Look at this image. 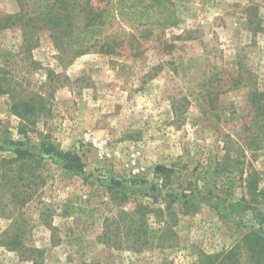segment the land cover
Segmentation results:
<instances>
[{
    "label": "rangeland",
    "instance_id": "1",
    "mask_svg": "<svg viewBox=\"0 0 264 264\" xmlns=\"http://www.w3.org/2000/svg\"><path fill=\"white\" fill-rule=\"evenodd\" d=\"M170 7L175 24L118 17L102 34L115 53L76 55L44 34L28 49L3 28L19 1L0 0V131L15 142L0 141V264H264V123L249 98L264 92V0ZM226 155L248 207L234 222L203 199L207 163Z\"/></svg>",
    "mask_w": 264,
    "mask_h": 264
},
{
    "label": "trees",
    "instance_id": "2",
    "mask_svg": "<svg viewBox=\"0 0 264 264\" xmlns=\"http://www.w3.org/2000/svg\"><path fill=\"white\" fill-rule=\"evenodd\" d=\"M20 11L9 15L4 19L3 28L20 27L25 37L26 46L31 49L40 35H48L56 44L57 48H70L76 55H85L93 49L98 48L100 52L115 53L114 45L102 37L105 26L113 19L128 16L137 17L144 28L152 24H163L154 18L155 11L167 16L166 24H175L176 16L171 10V0H100L106 2L103 7H96L93 0H18ZM153 16V21L151 18ZM155 20V21H154ZM156 22V23H154ZM140 24V23H139ZM165 24V23H164ZM140 27V26H139ZM250 103L255 111V120L264 123V92L254 90L251 92ZM31 102V101H30ZM27 109L34 104H23ZM16 113L21 115L19 106L16 105ZM0 141L5 145H14V141L8 133L0 131ZM42 152L48 158H60L63 167L67 171L84 175L82 159L73 151H61L52 142L41 144ZM14 153L18 159L32 158L34 153L27 149L16 148ZM226 155L221 163L210 160L204 169V189L206 195L203 199L214 202L215 210L218 211L220 219L224 222H234L245 219L248 210L247 203L242 199L234 198L232 179L230 177V165ZM114 187H120L121 183L113 181ZM250 184L248 183V186ZM202 193H200V196ZM177 198L176 195H169ZM185 196V195H184ZM188 205L189 202L185 201ZM224 207H222V205ZM167 232V231H166ZM255 243L264 252V237L253 232Z\"/></svg>",
    "mask_w": 264,
    "mask_h": 264
}]
</instances>
